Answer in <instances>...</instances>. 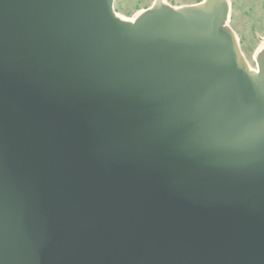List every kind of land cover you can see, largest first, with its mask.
Returning <instances> with one entry per match:
<instances>
[{"label": "water", "instance_id": "1", "mask_svg": "<svg viewBox=\"0 0 264 264\" xmlns=\"http://www.w3.org/2000/svg\"><path fill=\"white\" fill-rule=\"evenodd\" d=\"M114 1L0 0V264H264V51Z\"/></svg>", "mask_w": 264, "mask_h": 264}, {"label": "rangeland", "instance_id": "2", "mask_svg": "<svg viewBox=\"0 0 264 264\" xmlns=\"http://www.w3.org/2000/svg\"><path fill=\"white\" fill-rule=\"evenodd\" d=\"M203 0H163L173 9L195 6ZM229 5L227 27L233 32L239 50L251 70H256L255 58L264 43V0H226ZM155 0H115V14L131 20L150 8Z\"/></svg>", "mask_w": 264, "mask_h": 264}, {"label": "bare ground", "instance_id": "3", "mask_svg": "<svg viewBox=\"0 0 264 264\" xmlns=\"http://www.w3.org/2000/svg\"><path fill=\"white\" fill-rule=\"evenodd\" d=\"M162 2H163V0H162ZM140 13H142V12H140ZM140 13H138L133 19H131V20H128L129 22H133V20L140 14ZM264 51V43H262V45H261V47H260V50H259V52H258V54L259 53H261V52H263ZM250 69V68H249Z\"/></svg>", "mask_w": 264, "mask_h": 264}]
</instances>
